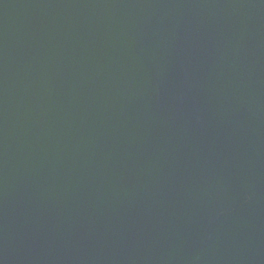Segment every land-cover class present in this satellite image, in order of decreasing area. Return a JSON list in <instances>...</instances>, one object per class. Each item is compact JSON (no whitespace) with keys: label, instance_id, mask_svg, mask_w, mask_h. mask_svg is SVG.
I'll use <instances>...</instances> for the list:
<instances>
[{"label":"water","instance_id":"1","mask_svg":"<svg viewBox=\"0 0 264 264\" xmlns=\"http://www.w3.org/2000/svg\"><path fill=\"white\" fill-rule=\"evenodd\" d=\"M0 264H264V0H0Z\"/></svg>","mask_w":264,"mask_h":264}]
</instances>
